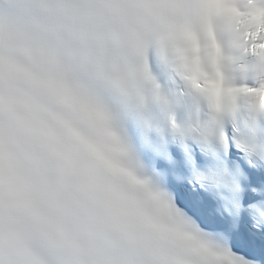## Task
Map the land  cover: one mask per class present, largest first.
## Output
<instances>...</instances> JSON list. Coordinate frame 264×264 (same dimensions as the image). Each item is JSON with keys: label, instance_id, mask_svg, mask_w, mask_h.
<instances>
[{"label": "snow or ice", "instance_id": "obj_1", "mask_svg": "<svg viewBox=\"0 0 264 264\" xmlns=\"http://www.w3.org/2000/svg\"><path fill=\"white\" fill-rule=\"evenodd\" d=\"M16 6L68 47L40 71L0 42V147L6 115L42 106L23 86L41 90L119 219L69 249L0 217V264H264V0Z\"/></svg>", "mask_w": 264, "mask_h": 264}, {"label": "clouds", "instance_id": "obj_2", "mask_svg": "<svg viewBox=\"0 0 264 264\" xmlns=\"http://www.w3.org/2000/svg\"><path fill=\"white\" fill-rule=\"evenodd\" d=\"M16 3L0 0V42L28 66L54 70L53 53L67 48V42L31 37ZM23 87L42 106L26 117H5L0 217L7 221L18 216L29 228L72 249L87 243L102 224L119 219L113 193L88 148L60 124V109L41 90Z\"/></svg>", "mask_w": 264, "mask_h": 264}]
</instances>
